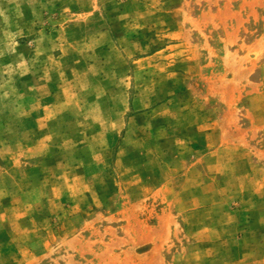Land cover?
Here are the masks:
<instances>
[{
    "label": "rangeland",
    "instance_id": "obj_1",
    "mask_svg": "<svg viewBox=\"0 0 264 264\" xmlns=\"http://www.w3.org/2000/svg\"><path fill=\"white\" fill-rule=\"evenodd\" d=\"M0 264H264V0H0Z\"/></svg>",
    "mask_w": 264,
    "mask_h": 264
}]
</instances>
